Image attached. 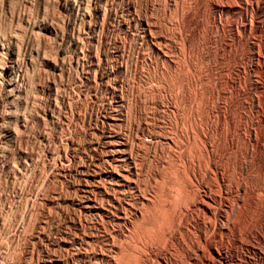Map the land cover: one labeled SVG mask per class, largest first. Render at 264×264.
Wrapping results in <instances>:
<instances>
[{
  "label": "rangeland",
  "instance_id": "374dc122",
  "mask_svg": "<svg viewBox=\"0 0 264 264\" xmlns=\"http://www.w3.org/2000/svg\"><path fill=\"white\" fill-rule=\"evenodd\" d=\"M263 20L264 0H0V264H264Z\"/></svg>",
  "mask_w": 264,
  "mask_h": 264
},
{
  "label": "bare ground",
  "instance_id": "6f19581e",
  "mask_svg": "<svg viewBox=\"0 0 264 264\" xmlns=\"http://www.w3.org/2000/svg\"><path fill=\"white\" fill-rule=\"evenodd\" d=\"M230 2V1H229ZM246 2V1H245ZM248 2V1H247ZM243 3V2H242ZM250 2H248V4H249ZM251 5H253V3L251 4ZM220 6V5H219ZM226 6V5H225ZM238 6V5H237ZM239 6H241L240 4H239ZM243 6V5H242ZM246 6H247V4H246ZM232 7V6H231ZM235 7V6H234ZM252 8H254V7H252ZM222 10V9H221ZM223 12V11H222ZM241 15V14H240ZM247 17H248V15H247ZM252 17V16H251ZM241 19H242V17H241ZM264 21V20H263ZM147 24V23H146ZM149 25V24H148ZM246 25V24H245ZM244 25V26H245ZM251 25H253V24H251ZM243 26V25H242ZM241 26V27H242ZM253 27V26H252ZM238 28V27H237ZM250 28H251V26H250ZM150 30H151V28H150ZM145 32V31H144ZM150 33H151V31H150ZM239 37V36H238ZM242 39V38H241ZM239 41V40H238ZM241 41V40H240ZM253 42V41H252ZM237 50V49H236ZM259 60V59H258ZM252 61V60H251ZM244 62V61H243ZM242 62V63H243ZM241 63V62H240ZM245 67V66H244ZM237 70V69H236ZM244 71H245V69H244ZM238 74H240V73H238ZM244 74H246V73H244ZM256 74V73H255ZM236 75V74H235ZM238 76V75H237ZM241 77V76H240ZM239 77V78H240ZM242 78V77H241ZM241 80V79H240ZM257 81H258V79H256ZM259 80H261V79H259ZM241 82V81H240ZM245 82V81H244ZM260 82H262V81H260ZM244 84H246V83H244ZM241 86V85H240ZM243 86V85H242ZM263 86V85H262ZM233 88V87H232ZM243 89H244V87H242ZM242 90V89H241ZM244 91V90H243ZM240 96V95H239ZM241 98V97H240ZM253 98V97H252ZM251 99V98H250ZM250 101V100H249ZM236 102V101H235ZM246 102V101H245ZM241 106V105H240ZM239 107V106H238ZM237 109V108H236ZM235 115V114H234ZM235 117V116H234ZM244 117V116H243ZM235 118H237V117H235ZM240 118V117H239ZM226 119V118H225ZM211 120V119H210ZM242 120V119H241ZM247 120V119H246ZM237 121V120H236ZM244 121V120H243ZM235 124V123H234ZM209 126V125H208ZM207 126V127H208ZM228 127V126H227ZM209 128V127H208ZM235 129V128H234ZM233 129V130H234ZM247 130V129H246ZM244 132H245V130H244ZM248 132V131H247ZM234 137V136H233ZM233 141V140H232ZM112 144H113V148H112V150H111V153H112V155H111V157H110V160L112 159V163L110 164V165H112L114 162V164L115 165H117L118 166V169H116V171L114 170L115 169V166H114V169L113 168H111L110 167V169H108L107 171H106V175H107V177H108V179L109 180H111V182L116 186V187H123V186H127L128 184H129V180H128V175L132 172V169L130 168V165H129V156L125 153V149H124V143L121 141V140H119V139H114L113 140V142H112ZM212 144V143H211ZM253 148V147H252ZM212 149H215V148H212ZM225 150V149H224ZM213 152V151H212ZM217 153V152H216ZM215 153V154H216ZM207 154V153H206ZM210 154V153H209ZM221 154V153H220ZM220 154H218L219 155V157H220ZM237 154V153H236ZM204 155V154H203ZM205 156V155H204ZM228 156V155H227ZM211 157V156H210ZM213 157H215V156H213ZM205 158H207L206 156H205ZM225 158V157H224ZM211 160V159H210ZM217 160H218V158H217ZM109 161V160H108ZM107 161V162H108ZM207 161V160H206ZM216 161V160H215ZM224 161V160H223ZM106 162V161H105ZM125 162H127L126 164V167H122V165H120L119 163H125ZM229 162V161H228ZM214 163V162H213ZM221 163V162H220ZM234 163V162H233ZM207 164H208V161H207ZM237 164V163H236ZM191 165V164H190ZM233 165V164H232ZM116 166V167H117ZM192 166V165H191ZM210 166V165H209ZM217 165H215V167H216ZM234 166V165H233ZM239 166V165H238ZM195 167V166H194ZM211 167H212V165H211ZM229 167V166H228ZM237 167V166H236ZM242 167V166H241ZM107 168V167H106ZM188 168V167H187ZM182 169H183V166H182ZM193 169V168H192ZM250 169V168H249ZM105 171V170H104ZM213 171H214V169H213ZM212 171V172H213ZM222 171V170H221ZM183 172V171H182ZM225 172H226V170H225ZM231 172V171H230ZM234 172H235V170H234ZM133 173V172H132ZM185 173V172H184ZM202 173V172H201ZM204 173H205V171H204ZM207 173V172H206ZM188 174V173H187ZM193 174V173H192ZM191 175V174H190ZM228 175V174H227ZM234 175V174H233ZM100 176H101V174H100ZM206 176H207V174H206ZM212 176H214V175H212ZM217 176V175H216ZM219 176V175H218ZM217 176V177H218ZM239 176V175H238ZM190 177V176H189ZM235 177V176H234ZM191 178V177H190ZM213 178V177H212ZM243 178V177H242ZM189 179V178H188ZM205 179V178H204ZM237 179V178H236ZM86 180H87V178H86ZM108 180V181H109ZM192 180V179H191ZM203 180V179H202ZM221 180V179H220ZM240 180V179H239ZM250 180V179H249ZM100 182H102L101 180H99ZM135 181V180H134ZM189 181V180H188ZM204 181V180H203ZM216 181V180H215ZM219 181V180H218ZM247 181V180H246ZM110 182V181H109ZM221 182V181H220ZM219 182V183H220ZM229 182V181H228ZM250 182V181H249ZM97 183V182H96ZM196 183V182H195ZM219 183H218V185H219ZM224 183V182H223ZM246 183V182H245ZM248 183V182H247ZM246 183V184H247ZM262 183V182H261ZM90 184V183H89ZM101 184V183H100ZM180 184V183H179ZM194 184V183H193ZM91 185V184H90ZM181 185V184H180ZM199 185V184H198ZM198 185H196V186H198ZM217 185V186H218ZM232 185H233V183H232ZM252 185V184H251ZM255 185V184H254ZM97 186V185H96ZM100 186V185H99ZM105 186H106V184H105ZM110 186V185H109ZM108 186V187H109ZM194 186H195V184H194ZM210 186V185H209ZM241 186V185H240ZM112 187H114V186H111V188ZM176 187V186H175ZM188 187V186H187ZM190 187V186H189ZM188 187V188H189ZM192 187V186H191ZM199 187V186H198ZM207 187V186H206ZM225 187V186H224ZM105 189H107L106 187H104ZM130 188V187H129ZM177 188V187H176ZM184 188V187H183ZM229 188V187H228ZM239 188V187H238ZM244 188V187H243ZM253 188V187H252ZM137 189V188H136ZM191 189V188H190ZM194 189V188H193ZM200 189H201V187H200ZM199 189V190H200ZM223 189V188H222ZM230 190H231V192H232V189L231 188H229ZM234 189V188H233ZM254 189V188H253ZM139 190H140V188H139ZM179 190V189H178ZM177 190V191H178ZM204 190V189H203ZM237 190V189H236ZM88 191H89V189H88ZM92 191V190H91ZM102 191V190H101ZM107 191H108V189H107ZM116 191H117V189H116ZM121 191V190H120ZM176 191V192H177ZM198 191V190H197ZM219 192H220V190H218ZM258 191V190H257ZM115 192V191H114ZM142 192V191H141ZM190 192V191H189ZM200 192V191H199ZM228 192V191H227ZM243 192V191H242ZM251 192H252V190H251ZM256 192V191H255ZM264 192V191H263ZM108 193H109V191H108ZM238 193V192H237ZM114 194V193H113ZM185 194V193H184ZM191 194V193H190ZM203 194V193H202ZM223 194V193H222ZM264 194V193H263ZM179 195V194H178ZM197 195H198V193H197ZM209 195V194H208ZM211 195V194H210ZM253 195V194H252ZM115 196V195H114ZM131 196V195H130ZM191 196V195H190ZM196 196V195H195ZM212 196V195H211ZM232 196V195H231ZM234 196V195H233ZM238 196H241L240 195V193H239V195ZM249 196H250V194H249ZM258 196V195H257ZM116 197V196H115ZM147 197V196H146ZM243 197V196H242ZM212 198V197H211ZM229 198V197H228ZM252 198H253V196H252ZM264 198V197H263ZM130 199V198H129ZM137 199L138 200H140V202H142L143 201V199H145V197L143 196V195H140V193H139V195H137ZM176 199H178V198H176ZM203 199V203H205L206 202V199L205 198H202ZM216 199H217V197H216ZM215 199V200H216ZM222 199V198H221ZM227 199V198H226ZM235 199V198H234ZM198 200H200V199H198ZM214 200V199H213ZM230 200V199H229ZM239 200V199H238ZM242 200H243V198H242ZM248 200V199H247ZM250 200V199H249ZM253 200V199H252ZM251 200V201H252ZM127 201V200H126ZM187 201V200H186ZM189 201V200H188ZM205 201V202H204ZM128 202V201H127ZM131 202V201H130ZM193 202V201H192ZM233 202H235V201H233ZM109 203V202H108ZM111 203V202H110ZM199 203V202H198ZM210 203V202H209ZM215 203V202H214ZM242 203V202H241ZM178 204V203H177ZM187 204V203H186ZM208 204V203H207ZM212 204V203H211ZM236 203H234V205H235ZM128 205V204H127ZM181 205V204H180ZM215 205H217V203L215 204ZM232 205V204H231ZM237 205V204H236ZM235 205V206H236ZM238 205H239V203H238ZM245 205V204H244ZM262 205H263V203H262ZM129 207H126L125 208V211L122 213V214H120V215H118L117 214V219L119 220V221H123V222H125L126 223V221H129L128 220V215H127V211H130V208H131V205H128ZM200 206V205H199ZM209 206H211V205H209ZM213 206H214V204H213ZM212 206V207H213ZM229 206V205H228ZM235 206H234V208H235ZM242 206V205H241ZM240 206V207H241ZM81 209H84L85 211H88V212H93V213H96V214H101L102 213V208L101 207H99V206H97V205H95V202H94V199L93 198H91L90 196H86V198H85V201L83 202V205H81ZM139 207V206H138ZM137 207V208H138ZM187 207V206H186ZM189 207H191V206H189ZM215 207V206H214ZM239 207V206H238ZM243 207V206H242ZM248 207V206H247ZM106 208V207H105ZM137 208L135 207V209L137 210ZM192 208V207H191ZM190 208V209H191ZM196 208V207H195ZM211 208V207H210ZM219 208H221V207H219ZM250 208V207H249ZM108 209V208H107ZM193 209V208H192ZM225 209H226V207H225ZM229 209V208H228ZM227 209V210H228ZM243 209V208H242ZM245 209V208H244ZM251 209V208H250ZM123 210V209H122ZM189 210V209H188ZM204 210V209H203ZM220 210V209H219ZM226 210V211H227ZM238 210H239V208H238ZM258 210V209H257ZM132 211V210H131ZM140 211V210H139ZM248 211V210H247ZM263 211V210H262ZM183 212H185V211H183ZM187 212V211H186ZM191 212H192V210H191ZM230 212V211H229ZM234 212V211H233ZM244 212V211H243ZM242 212V213H243ZM134 213V212H133ZM136 213V212H135ZM199 213H200V210H199ZM186 214V213H185ZM187 214H189V213H187ZM107 215V214H106ZM130 215V214H129ZM202 214H200L199 215V217L201 216ZM210 215V214H209ZM239 215V214H238ZM243 215V214H242ZM100 216V215H99ZM194 216H196V215H194ZM203 216L205 217V215L203 214ZM224 216V215H223ZM250 216V215H249ZM184 217V216H183ZM207 217V216H206ZM262 217V216H261ZM208 219L209 220H211L209 217H208ZM222 219V218H221ZM205 220V219H204ZM230 220V219H229ZM241 220V219H240ZM182 221V220H181ZM206 221H208V220H206ZM115 222V221H114ZM113 222V223H114ZM183 222V221H182ZM201 222V221H200ZM205 222V221H204ZM217 222V221H216ZM220 222V221H219ZM226 222V221H225ZM180 223V222H179ZM227 223V222H226ZM130 224V223H129ZM187 224H188V222H187ZM220 224H222V222H220ZM225 224V223H224ZM112 225V224H111ZM122 225V224H121ZM205 225H206V223H205ZM240 225V224H239ZM249 225V224H248ZM262 225V224H261ZM127 226V225H126ZM223 226V225H222ZM228 227V226H227ZM248 227V226H247ZM262 227V226H261ZM115 228V227H114ZM117 228V227H116ZM216 228V227H215ZM229 228V227H228ZM235 228V227H234ZM249 228V227H248ZM120 229V228H119ZM246 229V228H245ZM118 230V229H117ZM205 230V229H204ZM113 231V230H112ZM116 232V231H115ZM218 232V231H217ZM235 232V231H234ZM200 233V232H199ZM214 233V232H213ZM243 233V232H242ZM223 234V233H222ZM247 234V233H246ZM128 235V234H127ZM214 235V234H213ZM114 236H115V234H114ZM198 236V235H197ZM223 236V235H222ZM236 236H237V234H236ZM201 237V236H200ZM217 237V236H216ZM224 237V236H223ZM235 237V236H234ZM175 238V237H174ZM199 239V238H198ZM201 239V238H200ZM228 239V238H227ZM249 239V238H248ZM216 240V239H215ZM224 240V239H223ZM236 240V239H235ZM201 241H203V240H201ZM204 242V241H203ZM152 244V243H151ZM203 244V243H202ZM207 244V243H206ZM113 245H114V243H113ZM199 245V244H198ZM205 245V244H204ZM216 245H217V243H216ZM223 245V244H222ZM112 246V245H111ZM238 246V245H237ZM200 247V246H199ZM204 247V246H203ZM202 247V248H203ZM216 247V246H215ZM201 248V249H202ZM217 248V247H216ZM198 249H200V248H198ZM220 249V248H219ZM223 249V248H222ZM109 250H112V249H109ZM148 250V249H147ZM203 250V249H202ZM217 250H218V248H217ZM149 251V250H148ZM220 251V250H219ZM102 252V251H101ZM204 252V251H203ZM205 253V252H204ZM210 254H213V253H211V252H209ZM227 253V252H226ZM207 255V254H206ZM214 255V254H213ZM213 255H211V256H213ZM228 255V254H227ZM109 256V255H108ZM208 256H210V255H208ZM210 256V257H211ZM210 257H208V258H210ZM115 258V257H114ZM207 258V257H206ZM103 259V258H102ZM111 259V258H110ZM220 258H218V260H219ZM209 261V260H208ZM210 262V261H209ZM234 262V261H233ZM162 263V262H161ZM192 263V262H191ZM190 262H189V264H191ZM223 263V262H222ZM92 264H96V263H92ZM236 264V263H235Z\"/></svg>",
  "mask_w": 264,
  "mask_h": 264
}]
</instances>
